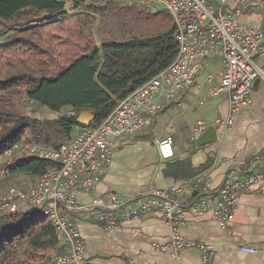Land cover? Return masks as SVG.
<instances>
[{"label": "built area", "instance_id": "obj_1", "mask_svg": "<svg viewBox=\"0 0 264 264\" xmlns=\"http://www.w3.org/2000/svg\"><path fill=\"white\" fill-rule=\"evenodd\" d=\"M63 1L70 16L101 0ZM112 1L168 11L176 27L177 55L167 68L120 101L102 123L77 125L60 147L30 142L16 143L6 149L0 155V179L8 176L7 170L19 152L51 165L30 189L18 186L7 189L0 199V217L21 211L47 217L56 229L58 247L53 256L56 264H96L85 256V240L73 219L75 214L94 217L109 233L120 229L126 221L159 214L171 231V240L166 245L154 243L155 252L172 251L174 258L181 260L183 251L197 248L203 259H208L213 254L212 248L185 240L181 230L189 223L190 216L200 214H210L224 229H229L241 194L254 187L264 192L263 173L252 171L246 178L228 175L218 189L212 188L208 177L197 175L167 189L145 188L133 197L93 195L112 164L116 142L150 127L154 115L196 83L207 60L216 53L222 58L223 67L219 74L220 87L212 95H223L228 103V115L218 125L224 130L233 127L237 113L251 103L255 82L258 79L264 82V69L257 64L258 59L264 58V31L240 20L254 6L264 15V0H237L230 12L226 11L227 0ZM61 115L75 113L65 111ZM171 129L170 126L167 131ZM205 129L206 124L199 122L193 130V140H198ZM156 143L162 159L174 157L171 135ZM79 195L93 197L82 203ZM240 250L249 254L258 252L248 245Z\"/></svg>", "mask_w": 264, "mask_h": 264}, {"label": "trees", "instance_id": "obj_2", "mask_svg": "<svg viewBox=\"0 0 264 264\" xmlns=\"http://www.w3.org/2000/svg\"><path fill=\"white\" fill-rule=\"evenodd\" d=\"M67 16L63 0H0V155L16 143L60 147L85 110L95 115L94 125L102 123L178 53L164 9L108 0ZM38 107L57 118H38ZM21 153L8 176L37 180L51 165ZM57 247L47 217L23 211L0 217V264H56Z\"/></svg>", "mask_w": 264, "mask_h": 264}, {"label": "crops", "instance_id": "obj_3", "mask_svg": "<svg viewBox=\"0 0 264 264\" xmlns=\"http://www.w3.org/2000/svg\"><path fill=\"white\" fill-rule=\"evenodd\" d=\"M236 1L227 0V12L233 11ZM240 20L264 31V15L257 6L244 12ZM257 64L264 69V58L258 59ZM222 67L220 55L211 56L196 83L154 115L150 127L134 137L118 140L113 147L112 164L93 196L133 197L145 188L167 189L197 175L208 177L212 188L218 189L231 174L239 178L248 177L252 171L264 174V82H255L251 103L237 113L233 127L224 130L218 121L228 115L227 99L212 95L220 87ZM50 112L48 119L57 118V113ZM94 122L95 115L88 110L77 118L83 127ZM199 122H204L206 129L217 128L215 143L198 145L193 140V130ZM169 135L174 139V157L164 160L156 141ZM93 196L79 195V201L87 203ZM73 219L85 240L87 260L96 264H264V192L260 187L241 194L229 229H224L210 214L190 216L181 236L210 246L213 254L205 260L197 248L183 251L181 260H176L172 251L155 252L154 243L166 245L171 240L170 229L156 213L126 221L112 233L105 231L94 217L75 214ZM243 245L258 252H242Z\"/></svg>", "mask_w": 264, "mask_h": 264}, {"label": "rangeland", "instance_id": "obj_4", "mask_svg": "<svg viewBox=\"0 0 264 264\" xmlns=\"http://www.w3.org/2000/svg\"><path fill=\"white\" fill-rule=\"evenodd\" d=\"M106 1H108V0L98 1L95 4H93V6H99V5L105 4ZM84 11L85 10L78 11L77 13H72V14H70V16H67L66 18L67 19L72 18L76 14L82 13ZM63 112H65V111H63ZM50 115H51V112L47 108L38 107V111L36 112L37 117L48 119V118H50ZM134 136L135 135L130 136V137H125V139L131 138ZM22 154L23 153H20V152L17 153V155L15 156V159L20 157ZM35 183H36V180L30 176H26V175L7 176L5 179H0V184H1L0 185V194L4 195L5 192L7 191V189L9 187H13V186H18V187L30 189L31 187H33L35 185Z\"/></svg>", "mask_w": 264, "mask_h": 264}, {"label": "water", "instance_id": "obj_5", "mask_svg": "<svg viewBox=\"0 0 264 264\" xmlns=\"http://www.w3.org/2000/svg\"><path fill=\"white\" fill-rule=\"evenodd\" d=\"M88 127V126H84ZM218 140V132L215 126H209L197 140L198 145L215 143Z\"/></svg>", "mask_w": 264, "mask_h": 264}]
</instances>
